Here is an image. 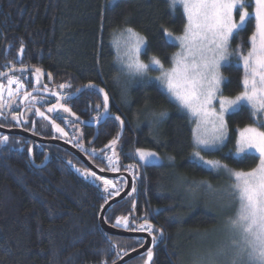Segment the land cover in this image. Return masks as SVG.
<instances>
[{
  "label": "trees",
  "instance_id": "16d2710c",
  "mask_svg": "<svg viewBox=\"0 0 264 264\" xmlns=\"http://www.w3.org/2000/svg\"><path fill=\"white\" fill-rule=\"evenodd\" d=\"M127 27L145 37V54L167 66L178 45L165 32L181 34L185 19L170 0H0V69L40 63L70 77L76 87L92 83L105 90L120 120L107 118L100 140L106 145L117 141L114 167L130 171L136 180L135 209L119 203L108 210L106 221L115 226L117 218L126 217L128 224H151L162 246L154 264H188L187 247L219 221L206 206L189 208L181 187L217 177L193 163L194 120L155 83H124L111 42ZM253 30L250 19L231 48L242 45L246 54ZM242 75V67L231 59L222 67L224 96L241 92ZM252 122L245 106L228 114L225 144L203 154L235 170L255 168L259 161L254 155H231L239 129ZM19 147L13 139L0 144V264H111L120 251L138 245L137 239L107 236L98 225L99 209L115 195L109 192L122 188L121 179L105 192L102 181L86 177L82 167L50 160L36 168L37 161ZM137 149L155 152L160 162L143 164ZM102 165L108 170L109 164Z\"/></svg>",
  "mask_w": 264,
  "mask_h": 264
},
{
  "label": "snow or ice",
  "instance_id": "6c2138e0",
  "mask_svg": "<svg viewBox=\"0 0 264 264\" xmlns=\"http://www.w3.org/2000/svg\"><path fill=\"white\" fill-rule=\"evenodd\" d=\"M177 3L183 7L187 23L183 35L175 37V40L179 41L181 51L173 57L174 66L170 70H165L162 62L156 57L152 58L151 66L141 62L139 52L145 40L132 28H127L128 39L132 42L126 53L129 57L127 68L137 74L146 73L150 67L152 70H158L160 75L156 79L170 99L178 102L194 118L196 127L193 129V136L197 150L193 153V163L198 162L208 169L223 168L232 177V193L239 203L236 217L231 221L232 229L239 235V241L233 240L236 248L233 264H237V260L245 255L247 264H264V0H251V3L249 0H171L173 7ZM249 7L253 8L251 13L248 11ZM236 15L239 16L238 22L235 19ZM253 18L255 27L249 37L250 48L247 53L241 51L242 45L236 50H231V40L239 32L244 31L246 22ZM165 35L172 37L170 32H165ZM20 51L22 53L23 49L21 48ZM232 54L237 56L243 69L242 90L234 99L223 95L220 87L223 78L219 71ZM21 71L23 72L24 69ZM6 75L0 73V76ZM35 75L39 82L41 70L35 69ZM7 85L9 98L15 97L24 87L20 78L14 75L7 79ZM12 85L17 86L15 92ZM60 87H69V85H60ZM44 88L47 90L46 85ZM4 91L5 87L0 83V100ZM100 91L103 92V89ZM30 95L25 93L23 99L29 102L28 106L34 107L35 105L29 100ZM52 95L57 94L52 93ZM59 99L64 98L59 97ZM216 102L219 105L218 109L215 106ZM245 105L250 109L253 122L239 129L235 155L240 157L254 154L259 161L256 167L250 171H233L222 165L220 161L206 160L201 155V150L210 152L224 145L227 139L226 115L237 113ZM58 108L70 112L69 108L59 102L49 107L48 111L52 112ZM103 108L107 113V94L104 95ZM36 114L46 120L49 119L39 108H36ZM76 119L78 120L79 117ZM115 119L120 120V117L117 116ZM52 123L57 132L66 135L54 120ZM120 123L123 125L122 120ZM7 140V136L0 138V142ZM116 143L114 139L106 146L113 149V156L116 155L114 149ZM92 155L96 153L93 152ZM136 155L144 162L156 157L155 152L141 149H137ZM107 159L109 166H114L113 158L107 157ZM84 174L86 177L91 176L95 180H101L105 192H109L113 187L112 181L96 175L93 171L86 169ZM113 194L119 195V189L114 193L109 192V195ZM115 226H123L127 229V218H117ZM138 230L147 231L151 235L152 225L141 224ZM155 243L156 237L153 235V246ZM146 256V264H150L153 258L151 249L146 251Z\"/></svg>",
  "mask_w": 264,
  "mask_h": 264
},
{
  "label": "flooded vegetation",
  "instance_id": "af4514ba",
  "mask_svg": "<svg viewBox=\"0 0 264 264\" xmlns=\"http://www.w3.org/2000/svg\"><path fill=\"white\" fill-rule=\"evenodd\" d=\"M37 68L40 69L42 73L39 78V82H37L35 75V69ZM11 69L14 71L0 79V83H2L5 87L3 98L0 100V127L6 129L23 130L43 139H54L69 144L84 154L94 166L100 169H104L102 168V164H109L107 157H116V155L113 156V149L111 148V150L107 152L110 148L106 147L107 145L103 144L105 142L100 140V136L105 133L103 129L106 119L109 117L115 119V117H117V115L112 111L111 104L109 114L104 122L98 125H93L100 121L104 111L103 98L97 90L93 88H87L78 92L82 86L76 87L73 79L66 76H58L56 73H51L44 67V65L40 63H12L0 69V73ZM21 69H24V71L22 72ZM13 75L20 78L21 82L24 84V87L20 89L19 93L15 97L9 98L7 94V79ZM45 85L47 86V90L44 88ZM60 85H69V87L61 88ZM16 87V85H12L14 92L16 91ZM25 93L31 94L29 100L35 105L34 107L28 106L29 102L24 101L23 97ZM52 93H56L57 95H52ZM97 94L100 95V103H98ZM59 97H63L64 99H59ZM58 102L69 108L70 112H64L62 108H58L57 110L49 112L48 108L53 104H57ZM98 106L100 107V111ZM36 108H39V110L43 112L45 116L49 117V119L46 120L43 117L37 115ZM76 117H79V119L77 120ZM53 120L55 124H58L64 130L66 135H62L55 130L52 123ZM3 136L7 135L0 133V138ZM7 137V141L13 139L16 144L21 146L19 147L20 149H27L30 158L33 161H37L36 164L38 165H45L47 161L55 160L60 161L70 167L71 165H76L75 167H82L84 173L87 169L81 163V161L75 158L68 150L58 145H40L33 140L17 135ZM4 143L0 142V144ZM93 152H95L96 155H92ZM116 162L117 161H115V163ZM128 172L130 173V171ZM121 180L123 182V188L124 181L123 179ZM122 188L119 190V192L122 190ZM135 195L136 191H133V194L123 201L129 205L128 208H130V210L133 207V203H135L136 206ZM135 206L133 207L134 209ZM132 223H135L134 227H132ZM119 228L126 229L122 226ZM138 228L139 224L133 221L128 224V228L126 230L149 234L147 231H139ZM151 235L156 237V243L151 248L153 252L151 264H154L159 252V247L162 248V246L159 245L157 238L159 235L157 231L152 229ZM131 239H137L139 240V243L136 247H133L130 250L140 247L145 241V238ZM130 250H125L124 253H127ZM146 259L147 256L144 255L137 257L126 264H144Z\"/></svg>",
  "mask_w": 264,
  "mask_h": 264
},
{
  "label": "rangeland",
  "instance_id": "374dc122",
  "mask_svg": "<svg viewBox=\"0 0 264 264\" xmlns=\"http://www.w3.org/2000/svg\"><path fill=\"white\" fill-rule=\"evenodd\" d=\"M116 1L117 0H109V3L112 4ZM170 3H171V0H170ZM249 3H251V0L249 1ZM176 5L180 6V8L182 9L183 16L185 19V26H186L187 18H186V15L184 13L183 7L178 3ZM248 11L251 13L253 11V8L249 7ZM235 19L238 22L239 16L236 15ZM127 28H130V27H127ZM127 28H123V29L117 31L113 35L112 42H111L112 46H113V50L115 52V57L117 58L120 69L124 75V77L122 76L124 83L126 85L134 86L135 84H145V83L148 84L147 82H152V83H155L159 88H161L167 94L166 90L163 89L161 83L156 79V77L160 75V72L158 70H152L150 67V70L147 71L146 73L137 74V73L129 71V69L127 68V63L129 62V57H128V55H126V53L128 52V50L131 46V43H132L128 39V33L126 32ZM184 29H185V27H184ZM184 29H183L182 33L179 35L172 34V37L167 36L169 41L174 42L178 45L177 52H180L181 49L179 46V41L175 40V37H179V36L183 35ZM134 31L136 33H138L140 36H142L145 40V43L141 47L140 52H139V60L141 62L151 66V60L154 56H152L150 54H145L146 39L141 33L137 32L136 30H134ZM230 49L236 50L238 48L234 47L232 49L231 48V42H230ZM176 53H174L172 55L170 63L167 66H165L163 64L162 60H160L158 58L162 62L165 70H170L174 66L173 57L175 56ZM230 59L232 61H234L237 65L241 66V63L237 59V56L235 54H232L229 57V59L227 61H225L222 64V66L220 67L219 71H220L221 76H222V67L225 66L226 64H228L230 62ZM222 78H223V76H222ZM235 96L234 97L233 96L232 97L227 96V97L234 99ZM168 97H169V95H168ZM171 100L174 101L181 108L182 111H184L191 119L194 120V118L191 117V115L188 113V111L186 109L182 108L178 102H176L173 99H171ZM215 106L218 109V107H219L218 102H216ZM245 107L248 108V106H246V105H245ZM225 119H226V117H225ZM194 123H195V121H194ZM195 127H196V124H194V128ZM227 137H228V133H227ZM237 139H238V136H237ZM226 140H225V142H226ZM225 142H224V144H225ZM193 144L197 150V146L194 142V136H193ZM236 146H237V140L235 143V149L232 151L231 155L234 158H241L242 156L237 157L235 155ZM221 147L217 148L216 150L220 149ZM216 150H214V151H216ZM206 151L207 150H201V155H203L206 160L219 161V160L205 156L203 154V152H206ZM248 155H254V154H248ZM191 158L194 160L193 155ZM138 159H139V157H138ZM141 162L143 164H145V163H159L160 161H159L158 157L156 156L154 158H151L149 162H144V161H141ZM220 163L222 165H225L222 162H220ZM196 164L203 167L204 169L212 172V174L215 175L217 178L213 181H208V182L199 181V182H194V183H187L186 182L185 184H182L181 188L183 189V192H184L183 196H184L185 202L189 208L190 207H195V208L201 207L202 208L203 206H206V208L209 211L216 214L219 222H217L218 224L216 225V228H214L213 230H210L206 233L200 232L198 234L197 243L192 244L191 246L187 247V251L191 252L190 258L188 260V264H233V259L235 257V253H236V248L233 244V240L239 241V235L236 233V231L234 229H232L231 221L233 219H235V217H236V213H237V210L239 207V203H238V200L236 199V197L232 193V189H231L232 177L223 168L208 169L207 167L200 165L198 162ZM227 168L231 169L233 171H250L251 170V169L250 170H235V169H232L231 167L229 168L228 166H227ZM116 169L117 168L114 166H108L107 171L115 172ZM112 182H113V187L117 186L116 180H112ZM186 184H189V186H187ZM208 185H210L211 187L209 188ZM221 253H223V254H221ZM237 264H247L246 255L242 259L237 260Z\"/></svg>",
  "mask_w": 264,
  "mask_h": 264
},
{
  "label": "water",
  "instance_id": "95a60500",
  "mask_svg": "<svg viewBox=\"0 0 264 264\" xmlns=\"http://www.w3.org/2000/svg\"><path fill=\"white\" fill-rule=\"evenodd\" d=\"M13 69L8 70L6 72V74H10ZM4 76H0V79L3 78ZM89 85H92V87H88ZM87 88H93L95 90H97L102 98L104 99V95L107 94L105 92V90L103 88H101L98 85L92 84V83H88L85 84L84 86H82L78 92L83 91ZM100 89H103V92L100 91ZM108 96V95H107ZM110 111V102H109V97H108V111L107 113H105V111H103L102 117L100 119V121L98 123H95L93 125H98L101 124L102 122H104V120L106 119V117L108 116ZM92 125V124H91ZM124 131V125H121V133H123ZM0 133L1 134H5L7 136H23L27 139L33 140L35 142H37L40 145H58L66 150H68L75 158H77L78 160L81 161V163L90 171H93L96 173V175L103 177L105 179H113V180H118V179H123L124 181V186L122 188V190L119 192V195H113L112 197H110L108 200H106L104 202V204L101 206V208L99 209L98 212V225L100 230L107 236L110 237H116V238H145L144 243L138 247L135 248L133 250H130L127 253H124V251H120V257L118 260L114 261L111 264H126L127 262L137 258V257H141L146 255V251L148 249H151L153 247L152 244V239H153V235H149L147 233H141V232H135L132 230H126V229H122L119 227H116L110 223H108L106 221V213L108 212L109 209H111L113 206L123 202L126 198H128L129 196L132 195L133 193V188H134V183H135V179L132 176L131 173H129L128 171H101L100 168L94 166L91 161L84 155L82 154L79 150H77L75 147L63 143L61 141L58 140H54V139H43L40 137H37L29 132H25L23 130H17V129H6V128H2L0 127ZM32 162V160H31ZM44 165V164H43ZM43 165L40 166H34L36 168L42 167ZM135 206V203H133V207ZM132 207V209H133ZM135 223H132V227H134ZM147 261V259H146ZM146 261L144 264H146ZM152 262V261H151ZM150 262V264H151Z\"/></svg>",
  "mask_w": 264,
  "mask_h": 264
},
{
  "label": "crops",
  "instance_id": "0c3cea01",
  "mask_svg": "<svg viewBox=\"0 0 264 264\" xmlns=\"http://www.w3.org/2000/svg\"><path fill=\"white\" fill-rule=\"evenodd\" d=\"M254 27H255V21H254Z\"/></svg>",
  "mask_w": 264,
  "mask_h": 264
}]
</instances>
